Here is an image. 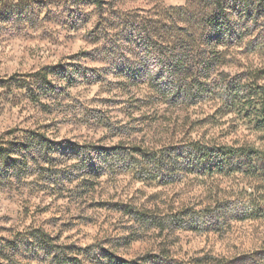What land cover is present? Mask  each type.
<instances>
[{
    "label": "rangeland",
    "instance_id": "rangeland-1",
    "mask_svg": "<svg viewBox=\"0 0 264 264\" xmlns=\"http://www.w3.org/2000/svg\"><path fill=\"white\" fill-rule=\"evenodd\" d=\"M227 1L241 37L219 47L222 59L212 78L222 71L226 78L263 85L264 0L248 7L244 0ZM211 9L204 0H104L101 9L90 0H0V149L7 151L26 131L37 130L53 140L102 147L132 141L160 151L198 142L264 153V128L224 108L216 95L195 105H169L157 100L146 82L118 84L123 78L110 70L102 73L103 81L81 79L72 85L50 75L57 90L46 96L33 76L59 63L112 69L120 55L146 65L131 23L163 36L164 23L184 25L178 17L191 16L188 25L198 37L203 30L198 21ZM119 124L127 130L119 131ZM56 157L55 173L30 161L27 175L13 173L0 158V264H26L33 257V228L60 243L100 245L123 258L162 249L185 262L210 254L250 263L264 255L262 161L251 164L256 172L231 159L223 172L180 171L168 181L151 164L137 165L142 174L106 170L95 175L82 159ZM126 205L163 221L173 214L197 221L198 212H204L198 221L208 224L161 231L126 213ZM213 213L223 218L210 221ZM31 263L52 264L42 251Z\"/></svg>",
    "mask_w": 264,
    "mask_h": 264
},
{
    "label": "trees",
    "instance_id": "trees-1",
    "mask_svg": "<svg viewBox=\"0 0 264 264\" xmlns=\"http://www.w3.org/2000/svg\"><path fill=\"white\" fill-rule=\"evenodd\" d=\"M90 1L96 7L103 8L104 0ZM204 1L212 11L200 17L198 23H201L203 32L201 31L198 37L188 25L193 19L191 16L178 17L184 25L164 23L163 36L158 33L155 35V31H150L146 25L138 29L139 24L131 23V34H135L137 44L147 56L146 65L128 61L120 55L114 61L112 69H88L76 63L46 66L33 75L40 83L42 94L48 96L57 90L49 78L50 75L72 85L81 79L103 81L101 79L105 77L102 73L107 74L111 70L123 78V81H117L118 84L130 86L146 82L156 92V99L169 105H195L216 95L222 100L224 108L243 113L244 116L253 118L258 128H264V84L245 83L237 76L226 78L222 71L216 73L215 79L212 78L222 59L219 47L227 46L240 38L241 34L238 25L231 20L227 0ZM254 2L259 3L258 0H244L247 7ZM247 7L243 8L244 12L249 11ZM103 51L106 55H113L111 48H105ZM81 54L85 56L87 53L84 51ZM84 70H88L92 75H84ZM116 128L122 130L121 132L127 130L126 125L119 124ZM181 146L168 145L158 151L149 149L141 142L120 141L115 145L102 147L93 143L57 141L49 138L45 132L29 130L16 146L10 147L7 151L1 148L0 158L13 173L24 175L32 168L29 165L30 161L32 164H43L41 168L55 173L58 155L82 159L89 172L95 175H101L106 170H134L142 174V169H138L137 165L151 164L159 175L169 179L168 181L175 180L180 171L223 172L229 168L228 162L231 159L248 163L250 169L247 170L252 172L258 170L251 165L252 163L264 162L263 152L246 147L207 145L198 142ZM13 154H16V157H13ZM124 211L146 227H157L167 232L183 227L198 229L208 224V221L205 223L198 221L206 216L204 212H198L197 221L187 220L180 214H173L168 221L165 219L163 221L148 216L147 210H138L131 205H126ZM212 217H209V220H215L214 222L223 218L216 214ZM30 234L35 242V253L33 257L28 258L26 264H32L31 260H38L41 251L50 256L52 264H264V255L258 259L259 261L252 260L250 263L239 257L226 259L210 254L197 256L185 262L173 258L168 249H162L157 253L146 251L133 258H123L100 245L90 244L82 247L60 243L57 237L51 236L41 228H33ZM130 239L133 238L128 237V240Z\"/></svg>",
    "mask_w": 264,
    "mask_h": 264
}]
</instances>
